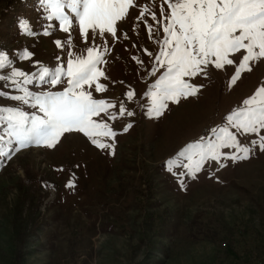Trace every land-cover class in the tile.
Instances as JSON below:
<instances>
[{"label": "rangeland", "instance_id": "1", "mask_svg": "<svg viewBox=\"0 0 264 264\" xmlns=\"http://www.w3.org/2000/svg\"><path fill=\"white\" fill-rule=\"evenodd\" d=\"M161 2L155 0L157 13ZM130 13L120 24L128 39L110 41L107 63L101 66L107 91L95 95L119 102L134 89L128 107L135 115L114 123L111 150L97 149L73 133L51 149L13 148L11 159L0 161V264H264V153L229 161L224 168L206 163L196 178H178L166 168L184 146L211 138L210 129L264 84V59L252 63L251 71L242 72L230 88L234 66L198 76L191 81L202 85L196 95L170 103L160 117L150 118L143 93L158 74L147 76L131 57H140L150 68L143 49L156 52L157 44L142 25L137 28L138 10ZM20 19L29 21L32 35L21 32ZM49 23L53 27L45 36ZM68 35L58 21H45L40 0H0V51L16 68L36 72V62L66 67L67 49L54 41L67 45ZM71 36L73 56H86L91 42L84 43L78 25ZM24 49L32 53L30 59H19ZM28 87L38 91L49 86L34 82ZM0 90L17 94L11 85ZM0 106L16 104L0 98ZM128 123L132 127L124 132ZM5 128L0 123L5 137L0 146L7 144ZM70 177L74 188L66 187ZM15 224L25 227L23 240L15 234Z\"/></svg>", "mask_w": 264, "mask_h": 264}, {"label": "snow or ice", "instance_id": "2", "mask_svg": "<svg viewBox=\"0 0 264 264\" xmlns=\"http://www.w3.org/2000/svg\"><path fill=\"white\" fill-rule=\"evenodd\" d=\"M40 6L45 21H58L59 29L69 33L67 45L54 41L57 48L67 49L66 67L62 63L49 67L36 62L38 71L28 73L13 66L7 53L0 51V70H7L0 74L4 82L0 87L11 85L17 93L0 90V98L16 104L0 106V123L6 124L7 136V144L0 146V161L11 159L13 148L16 152L33 145L51 149L65 134L73 133L82 134L97 149L114 148L117 131L113 125L118 118L135 115L128 107L136 97L135 90L129 88L119 102L95 94L107 91L101 81L108 77L101 66L107 63L109 42L128 39V34L120 31V24L130 17V10H138L134 17L139 22L137 28L142 25L148 39L157 44L156 52L143 49L150 68L140 57H131L145 68L147 76L158 74L143 93L150 118L160 117L170 103L196 95L202 85L191 81L198 76L207 77L213 69L234 66L230 88L242 72L251 71L252 63L264 59V0H162L158 13L154 10L155 0L143 5L136 0H40ZM74 25H78L84 43L91 42L86 56H73L71 51ZM52 27L47 24L43 35H49ZM19 28L33 34L26 19L19 20ZM31 56L24 49L19 59ZM34 82L49 87L30 90L28 85ZM57 86L62 90H52ZM20 105H27L31 111L22 110ZM131 127V123L125 124L123 131ZM210 132L211 138L200 137L169 158L167 171L178 178H196L206 163L224 168L229 161L248 160L257 151L264 153V84ZM241 138L247 143H242ZM4 139L0 136V141ZM179 182L183 188V180ZM66 187H75L72 177Z\"/></svg>", "mask_w": 264, "mask_h": 264}, {"label": "trees", "instance_id": "3", "mask_svg": "<svg viewBox=\"0 0 264 264\" xmlns=\"http://www.w3.org/2000/svg\"><path fill=\"white\" fill-rule=\"evenodd\" d=\"M24 229H25V227L23 226V225H16L15 224V227H14V230L16 231L15 232V234L17 235V237H18V235H21V236H19V238H20V240L22 239L23 240V238H24ZM16 264H19L18 262L16 263Z\"/></svg>", "mask_w": 264, "mask_h": 264}]
</instances>
